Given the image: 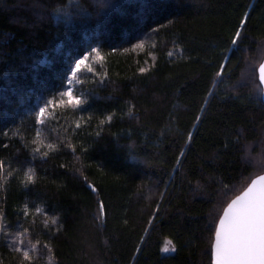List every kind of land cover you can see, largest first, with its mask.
<instances>
[{
    "label": "trees",
    "instance_id": "16d2710c",
    "mask_svg": "<svg viewBox=\"0 0 264 264\" xmlns=\"http://www.w3.org/2000/svg\"><path fill=\"white\" fill-rule=\"evenodd\" d=\"M89 45L98 75L64 85L92 93L85 110L58 106L37 125L30 109ZM261 48L264 0H0V222L28 229L24 264H211L214 221L262 171L242 146L260 151L264 105L238 86ZM21 260L0 231V264Z\"/></svg>",
    "mask_w": 264,
    "mask_h": 264
},
{
    "label": "snow or ice",
    "instance_id": "6c2138e0",
    "mask_svg": "<svg viewBox=\"0 0 264 264\" xmlns=\"http://www.w3.org/2000/svg\"><path fill=\"white\" fill-rule=\"evenodd\" d=\"M105 5H101L104 7ZM79 7V5H77ZM107 7H116L115 5H107ZM60 10V9H57ZM245 19H241L239 24L241 26L245 25ZM153 32L156 29H152ZM242 42V28L237 27L235 29L234 35H232L229 48H238L239 44ZM143 41H138L136 44L132 45V48L137 47L143 48ZM89 51H84L82 55L77 53L75 56L69 57L68 68L66 69L65 75L61 76L62 83L59 86L62 91H57L52 97L45 99L42 103L37 106H33L30 109V114L34 113L35 121L37 125L43 124L45 118L51 115L49 111L55 107L71 108L77 112H83L86 105L89 102V98L92 96L91 92L86 94L77 95L72 87H64L65 84L80 83V76H87V74H92L93 78L98 75L95 69V62H102L103 56L101 55L99 46L89 45ZM113 52L117 49L113 48ZM127 51V49H124ZM151 55V53H149ZM169 56L172 55L171 52L168 53ZM261 59H259L258 66L253 67L252 63L248 64V71L252 74L250 77H241L238 86L240 88H247L249 84H254V87L249 91V96H253L257 102L264 105V48H261ZM227 51H225V59H228ZM102 66V63H101ZM226 64L221 62L219 65V70L215 73V76L220 77L223 75V69H225ZM139 72L144 73L147 71L146 68L140 67ZM0 75L7 76L5 73H0ZM106 75V74H105ZM58 97V98H57ZM203 107V106H202ZM131 111V109L129 110ZM6 119V116L2 117ZM111 119V115L107 117ZM200 119L199 116L196 118ZM101 124L104 120L100 121ZM79 127V123L77 124ZM15 134V133H14ZM4 135L8 136V130L4 131ZM191 132L188 133L189 140L191 139ZM36 143V141H33ZM188 143V140H185ZM72 147L71 145H68ZM227 146V145H225ZM2 147L7 148V144H3ZM49 148H54V145H48ZM244 151L248 153L251 160L248 163L258 166L262 169L261 173L256 175L254 179H251L250 183H247L238 194L234 195L227 204L223 207L222 213L219 214L218 220L214 221V232L211 234V264H264V142L261 143V149L256 152L254 145H244L242 146ZM251 149V151H249ZM34 151H38V148ZM183 149H181V153ZM255 153V155H253ZM42 156H47V152L41 153ZM180 157L177 156V161ZM63 167V165H61ZM4 164L0 161V172L3 171ZM11 175V173H9ZM26 180L31 182L33 179V170L29 168L24 173ZM2 187V185H0ZM90 187H92L90 185ZM225 188L228 185H224ZM93 191H96L95 187H92ZM163 195V193H161ZM37 212L40 211L39 208L36 209ZM157 209H153V213H156ZM27 209L25 210V215H27ZM3 213H0L2 216ZM106 215L105 204L103 201L99 202V213L96 220L101 223L104 222L103 218ZM53 223H55V217L52 218ZM152 222L151 217L149 218V223ZM127 223V221H125ZM28 229H23V231H17L11 236V241L15 251L22 253L21 264L24 262H31L32 256L30 255L29 248L23 245V242L19 237H22L27 233ZM145 231H148L146 228ZM144 237H141L143 240ZM171 247H166L161 249V251H175V245L172 241H168ZM47 247V245H45ZM140 246L137 245V248ZM32 249H35V245H32ZM51 251V249H49Z\"/></svg>",
    "mask_w": 264,
    "mask_h": 264
},
{
    "label": "rangeland",
    "instance_id": "374dc122",
    "mask_svg": "<svg viewBox=\"0 0 264 264\" xmlns=\"http://www.w3.org/2000/svg\"><path fill=\"white\" fill-rule=\"evenodd\" d=\"M0 231H3L4 240H5L6 244L8 245V247L10 249L15 250V248L13 247V243L11 241V236L14 235L17 231L12 230V229H8L7 227L3 226L1 222H0ZM19 239H20V237H19ZM166 247H171L168 244V241H164L163 242V245H162V248L161 249L166 248ZM162 252L163 253H171L173 251H168V252L162 251Z\"/></svg>",
    "mask_w": 264,
    "mask_h": 264
},
{
    "label": "water",
    "instance_id": "95a60500",
    "mask_svg": "<svg viewBox=\"0 0 264 264\" xmlns=\"http://www.w3.org/2000/svg\"><path fill=\"white\" fill-rule=\"evenodd\" d=\"M255 177H253L252 179H254ZM251 181V180H250ZM250 181H249V183H250ZM222 213V212H221Z\"/></svg>",
    "mask_w": 264,
    "mask_h": 264
}]
</instances>
